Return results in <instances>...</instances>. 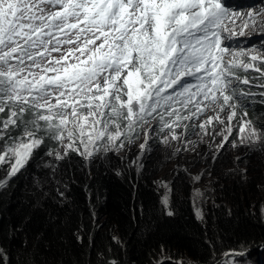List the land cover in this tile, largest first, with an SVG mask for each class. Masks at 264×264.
Listing matches in <instances>:
<instances>
[{
	"label": "snow or ice",
	"instance_id": "6c2138e0",
	"mask_svg": "<svg viewBox=\"0 0 264 264\" xmlns=\"http://www.w3.org/2000/svg\"><path fill=\"white\" fill-rule=\"evenodd\" d=\"M257 31L264 34V8L233 12L222 0H0V190L39 158L50 177L39 183L54 185L60 202L67 200L60 162H71L73 153L89 170L114 154L138 176L157 142L166 150L176 142L171 157L207 143L195 157L213 164L229 146L244 148V156L264 154V126L250 118V109L264 105V48L225 42ZM141 138L129 159L126 146ZM42 145L47 150L40 156ZM234 162L247 163L239 154ZM247 172L228 169L243 179ZM204 175L189 173L193 184ZM154 183L164 189L160 204L172 217L170 182ZM214 191L191 192L202 223L205 205H215ZM259 213L264 222V205ZM82 232L83 226L73 233L81 245ZM112 240L121 244L116 236ZM204 243L210 250L205 264H241L236 258L246 255V241L222 251L218 236L205 235ZM98 259L121 264L110 255ZM0 264H11L2 244Z\"/></svg>",
	"mask_w": 264,
	"mask_h": 264
},
{
	"label": "trees",
	"instance_id": "16d2710c",
	"mask_svg": "<svg viewBox=\"0 0 264 264\" xmlns=\"http://www.w3.org/2000/svg\"><path fill=\"white\" fill-rule=\"evenodd\" d=\"M250 118L258 127L264 126V105L250 109ZM160 146L154 143L153 149ZM46 150L42 145L37 151L43 156ZM109 156L110 160H95L90 170L82 166L75 153L71 162L61 161L67 181L63 189L67 200L63 202L55 196L54 185L39 183L50 179L39 158L23 175L13 178L10 188L0 190V244L8 250L11 264H27L34 258L47 259L49 264L53 259L56 264H99L98 256L102 259L107 255L121 264L178 263L186 259L205 264L210 255L205 235L220 238V251L237 247L238 241L247 242L244 251L249 253L264 245V222L259 219L264 201L255 199L260 195L257 183L248 180L243 184L228 173L218 174L221 169L217 166L223 159L211 164L218 178L213 183L215 205L205 209L202 223L195 218L190 185L182 175L171 184L174 215L165 214L154 183L164 165L156 153L145 156V168L139 176L114 154ZM117 169L123 171L121 176L116 175ZM250 172L263 173L260 169ZM41 192L49 195L40 196ZM81 226L83 245L73 235ZM89 236L94 241L92 247L88 246ZM113 236L120 239V245Z\"/></svg>",
	"mask_w": 264,
	"mask_h": 264
},
{
	"label": "rangeland",
	"instance_id": "374dc122",
	"mask_svg": "<svg viewBox=\"0 0 264 264\" xmlns=\"http://www.w3.org/2000/svg\"><path fill=\"white\" fill-rule=\"evenodd\" d=\"M222 3L224 7L227 8L229 11L240 13H246L247 11H255L264 8V0H222ZM230 40L232 41L231 47L234 48H264V34H261L259 31L255 33L249 32V34L245 36H237ZM191 138L193 140L197 139V137L195 136H192ZM141 142L142 138L140 140H136L131 145H127L124 150V154L127 155L129 159L133 158L135 154L139 151L138 146ZM176 146V142H173L172 147L167 150L163 145H161L159 148H157L156 150L154 149L152 151L158 155L157 158H159L160 161L164 164L160 172L157 174L155 181H169L170 184H172L174 180H177L179 178L178 175H182L183 179H185V181H187V183H189L190 185V192H192L194 187H199L201 188V190H204L205 188H212L213 183H215L218 179L217 176L212 175L210 177L209 175H207L208 171H212V162L210 161L209 165H207L204 159L195 157V151H207V143H197L195 151L191 149V146L187 151L183 150L181 146V153L176 157H171L170 153L171 151L175 150ZM245 151L246 150L244 148L233 149L230 146L227 147L226 150L220 155V157L216 161L219 162L221 159H223L217 166V168L221 169L218 174L228 173L229 168L247 167V179H243L231 173H228V176H233L235 179L240 180L243 184H246L248 180L256 182V191H258L260 195L256 196L255 199L258 201H264V187H261L262 185H264V156L262 158V154L259 152L248 153L247 156H244ZM238 154L241 155L242 158L247 161L246 164L234 162L235 157ZM119 162L121 161L119 160ZM124 163L126 164V162ZM185 169H187L188 171H185ZM257 169H260L263 173L259 174L256 172L257 174H254L250 172L252 170ZM202 170L205 171V175L202 177V180L197 184H193V182L190 180L189 173L196 174ZM210 180L213 183L210 184ZM157 190L159 191V195L161 198L164 189L157 187ZM210 195L212 199H215L214 192L210 193ZM210 205H212L211 200L205 205V209ZM236 259L241 261V264H264V245L258 247L252 253H246V255H244L242 258L237 257ZM166 261L168 260L162 261L163 264H178L169 263Z\"/></svg>",
	"mask_w": 264,
	"mask_h": 264
},
{
	"label": "water",
	"instance_id": "95a60500",
	"mask_svg": "<svg viewBox=\"0 0 264 264\" xmlns=\"http://www.w3.org/2000/svg\"><path fill=\"white\" fill-rule=\"evenodd\" d=\"M247 252H248V251H247ZM247 252H246V253H247Z\"/></svg>",
	"mask_w": 264,
	"mask_h": 264
}]
</instances>
